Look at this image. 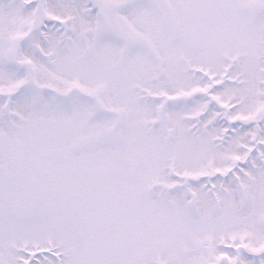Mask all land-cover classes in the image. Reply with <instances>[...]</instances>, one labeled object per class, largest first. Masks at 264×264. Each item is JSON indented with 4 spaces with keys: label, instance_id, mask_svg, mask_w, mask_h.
Wrapping results in <instances>:
<instances>
[{
    "label": "snow or ice",
    "instance_id": "snow-or-ice-1",
    "mask_svg": "<svg viewBox=\"0 0 264 264\" xmlns=\"http://www.w3.org/2000/svg\"><path fill=\"white\" fill-rule=\"evenodd\" d=\"M0 264H264V0H0Z\"/></svg>",
    "mask_w": 264,
    "mask_h": 264
}]
</instances>
